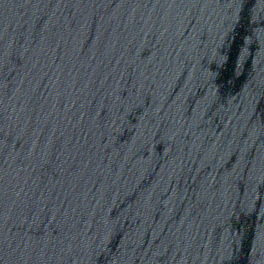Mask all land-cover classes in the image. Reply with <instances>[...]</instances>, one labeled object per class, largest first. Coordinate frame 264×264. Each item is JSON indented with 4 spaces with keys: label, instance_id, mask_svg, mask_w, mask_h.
Masks as SVG:
<instances>
[{
    "label": "water",
    "instance_id": "water-1",
    "mask_svg": "<svg viewBox=\"0 0 264 264\" xmlns=\"http://www.w3.org/2000/svg\"><path fill=\"white\" fill-rule=\"evenodd\" d=\"M0 264H264V0H0Z\"/></svg>",
    "mask_w": 264,
    "mask_h": 264
}]
</instances>
